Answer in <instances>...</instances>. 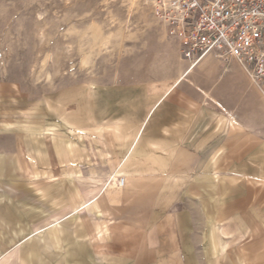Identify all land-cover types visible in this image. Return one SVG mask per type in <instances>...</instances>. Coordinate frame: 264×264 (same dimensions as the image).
<instances>
[{
  "label": "rangeland",
  "instance_id": "374dc122",
  "mask_svg": "<svg viewBox=\"0 0 264 264\" xmlns=\"http://www.w3.org/2000/svg\"><path fill=\"white\" fill-rule=\"evenodd\" d=\"M181 58L150 0H0V264H264V141L133 161Z\"/></svg>",
  "mask_w": 264,
  "mask_h": 264
},
{
  "label": "crops",
  "instance_id": "0c3cea01",
  "mask_svg": "<svg viewBox=\"0 0 264 264\" xmlns=\"http://www.w3.org/2000/svg\"><path fill=\"white\" fill-rule=\"evenodd\" d=\"M178 69V75L167 78L169 87L155 99L146 121L139 125V149L131 153L133 161L150 162L146 160L149 157L166 165L198 164L204 161L205 148L242 147L246 145L241 143L243 139L262 144L264 97L236 62L225 66L209 57L190 68L181 58ZM205 97L218 107L206 105ZM219 107L226 114H221ZM215 158L210 162H221ZM160 169L153 173H161ZM140 170L134 174L142 177L147 173Z\"/></svg>",
  "mask_w": 264,
  "mask_h": 264
},
{
  "label": "built area",
  "instance_id": "2783aa9c",
  "mask_svg": "<svg viewBox=\"0 0 264 264\" xmlns=\"http://www.w3.org/2000/svg\"><path fill=\"white\" fill-rule=\"evenodd\" d=\"M189 66L236 62L264 97V0H150ZM124 178L117 181L123 187Z\"/></svg>",
  "mask_w": 264,
  "mask_h": 264
},
{
  "label": "bare ground",
  "instance_id": "6f19581e",
  "mask_svg": "<svg viewBox=\"0 0 264 264\" xmlns=\"http://www.w3.org/2000/svg\"><path fill=\"white\" fill-rule=\"evenodd\" d=\"M190 68L193 67V66H189Z\"/></svg>",
  "mask_w": 264,
  "mask_h": 264
}]
</instances>
